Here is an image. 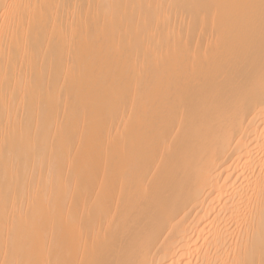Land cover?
Here are the masks:
<instances>
[{
	"label": "bare ground",
	"instance_id": "obj_1",
	"mask_svg": "<svg viewBox=\"0 0 264 264\" xmlns=\"http://www.w3.org/2000/svg\"><path fill=\"white\" fill-rule=\"evenodd\" d=\"M0 264H264V0H0Z\"/></svg>",
	"mask_w": 264,
	"mask_h": 264
}]
</instances>
